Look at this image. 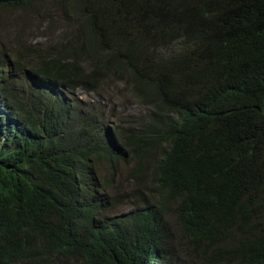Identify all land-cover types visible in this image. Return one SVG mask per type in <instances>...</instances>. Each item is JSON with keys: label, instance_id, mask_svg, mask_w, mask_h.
Masks as SVG:
<instances>
[{"label": "trees", "instance_id": "obj_1", "mask_svg": "<svg viewBox=\"0 0 264 264\" xmlns=\"http://www.w3.org/2000/svg\"><path fill=\"white\" fill-rule=\"evenodd\" d=\"M59 1L81 17L77 36L19 45L16 69L129 94L150 116L123 121L113 105L112 128L92 103L9 90L0 264H264V0Z\"/></svg>", "mask_w": 264, "mask_h": 264}, {"label": "rangeland", "instance_id": "obj_2", "mask_svg": "<svg viewBox=\"0 0 264 264\" xmlns=\"http://www.w3.org/2000/svg\"><path fill=\"white\" fill-rule=\"evenodd\" d=\"M80 21L79 14L73 10H65L59 0H43L32 9L12 10L4 8L3 11H0V36L7 46H11L13 50H16L19 45L27 47L29 52L45 49L57 50L61 44L75 39ZM113 85L110 87L111 92L115 93L121 90V84ZM106 96V94L103 95L104 102L118 106V102H110ZM84 97L89 98L90 95L84 93ZM121 101L126 103L125 107H122L121 102L119 108V111L123 114V121L131 119L132 115L147 117V114H149L150 116L149 110L131 98L129 94ZM113 121L118 123L116 118ZM130 171L131 166L124 164L120 178L116 177L113 180V188L120 193V197H118L120 199H127L123 193L130 191V186H127L126 183ZM100 176L103 184H107V181L110 180V176H106L104 171H100ZM130 207L131 205L128 203H118L115 209L123 212L129 210ZM171 220L173 231L180 236L181 231L178 224H176V218L173 216Z\"/></svg>", "mask_w": 264, "mask_h": 264}, {"label": "clouds", "instance_id": "obj_3", "mask_svg": "<svg viewBox=\"0 0 264 264\" xmlns=\"http://www.w3.org/2000/svg\"><path fill=\"white\" fill-rule=\"evenodd\" d=\"M27 52L29 53L28 50ZM17 53L11 46H7L6 42L0 36V110L6 104L4 96L9 90L17 91L23 89L30 91L43 101L71 102L82 100L92 103L97 107L104 108L110 126L112 128L116 127V123L113 121L116 117L112 115L113 105L104 102L105 98L103 95L105 94L97 91H89L82 87H74L70 83L57 77L18 70L15 67ZM84 93L89 94L90 97L85 98ZM106 97L110 102H118V106H114L116 111L120 112V102L109 95Z\"/></svg>", "mask_w": 264, "mask_h": 264}]
</instances>
